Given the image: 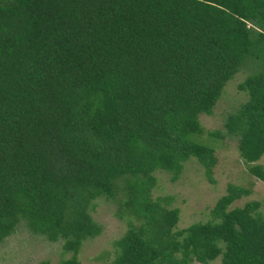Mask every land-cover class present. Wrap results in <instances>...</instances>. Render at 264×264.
<instances>
[{
  "label": "trees",
  "instance_id": "trees-1",
  "mask_svg": "<svg viewBox=\"0 0 264 264\" xmlns=\"http://www.w3.org/2000/svg\"><path fill=\"white\" fill-rule=\"evenodd\" d=\"M248 63L223 128L264 183V0H0V244L23 222L80 264L104 198L127 222L107 264H264V205L229 208L247 189L181 230L152 197L154 173L175 181L190 159L213 182L191 136Z\"/></svg>",
  "mask_w": 264,
  "mask_h": 264
},
{
  "label": "rangeland",
  "instance_id": "rangeland-1",
  "mask_svg": "<svg viewBox=\"0 0 264 264\" xmlns=\"http://www.w3.org/2000/svg\"><path fill=\"white\" fill-rule=\"evenodd\" d=\"M250 64L244 65L224 87L221 98L210 115H200L199 123L202 132L191 136L199 144L213 149L217 161L213 168V182H210L204 169L195 159L188 160L182 173L175 181L171 174L156 171L155 187L152 190L153 199L171 198L167 208L179 209V221L176 230L189 227L192 224L209 221L211 210L217 200L226 194L229 185L247 189L250 194L236 200L229 208L243 207L247 202L258 201L264 205V183L247 171L237 149L236 138L226 134L223 128L225 118L247 99V94L238 89L248 75L251 74ZM212 132H219L220 137H213ZM255 164L264 168V155ZM119 203L116 200L107 201L100 198L94 202L90 212L93 220L101 227V233L85 241L77 256L80 264H107L116 256L113 243L127 231V222L117 214ZM260 211L264 214V207ZM71 257L65 252L62 242H49L43 236L31 234L23 225L17 226L15 233L0 244V264H60ZM218 257L210 264H220ZM196 264V263H194Z\"/></svg>",
  "mask_w": 264,
  "mask_h": 264
}]
</instances>
